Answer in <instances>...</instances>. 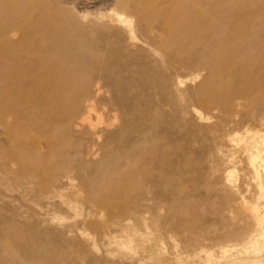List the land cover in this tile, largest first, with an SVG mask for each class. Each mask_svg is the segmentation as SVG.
Returning <instances> with one entry per match:
<instances>
[{"label":"rangeland","instance_id":"rangeland-1","mask_svg":"<svg viewBox=\"0 0 264 264\" xmlns=\"http://www.w3.org/2000/svg\"><path fill=\"white\" fill-rule=\"evenodd\" d=\"M9 2L4 16L32 13L29 27H71L80 117L56 160L73 180L42 185L45 172H14L33 162L0 163V264H264L250 158L264 94L230 99L239 47L264 45V0Z\"/></svg>","mask_w":264,"mask_h":264},{"label":"bare ground","instance_id":"bare-ground-1","mask_svg":"<svg viewBox=\"0 0 264 264\" xmlns=\"http://www.w3.org/2000/svg\"><path fill=\"white\" fill-rule=\"evenodd\" d=\"M14 5L12 8L21 9ZM8 8H11L9 0H0V21L3 18L0 23V122L7 126L10 136L7 148L13 159L0 157V163L11 167L21 160L33 162L30 170L14 172L30 178L45 172V177L39 178L42 185L54 180L61 182L64 177L71 181L73 177L66 172L69 159L64 157L61 163L56 160L62 157L60 149L70 147L61 137L72 135V126L80 117V99L69 96L74 90L72 29L69 25L38 19L29 27L27 22L34 18L32 13L5 17L2 10ZM256 46L239 47L238 53L243 59L236 63L240 76L233 83L230 99L242 94L239 87L245 86L260 87L264 94V45ZM260 120L264 123V114ZM259 137L264 142V134ZM40 145L48 150L42 159L36 158ZM250 158L264 191V146L250 150ZM252 212L256 215L257 234L264 238V217L258 205L252 207ZM249 245L254 250L261 247L254 237Z\"/></svg>","mask_w":264,"mask_h":264}]
</instances>
